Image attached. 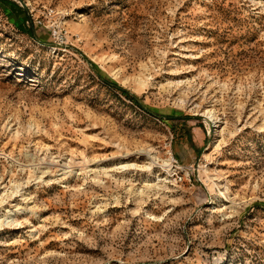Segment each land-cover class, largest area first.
<instances>
[{"label":"rangeland","instance_id":"rangeland-1","mask_svg":"<svg viewBox=\"0 0 264 264\" xmlns=\"http://www.w3.org/2000/svg\"><path fill=\"white\" fill-rule=\"evenodd\" d=\"M2 198L0 264H264V0H0Z\"/></svg>","mask_w":264,"mask_h":264},{"label":"trees","instance_id":"trees-1","mask_svg":"<svg viewBox=\"0 0 264 264\" xmlns=\"http://www.w3.org/2000/svg\"><path fill=\"white\" fill-rule=\"evenodd\" d=\"M112 86L115 87V88H118L117 86H114V85H112ZM118 89L122 90L121 88H118ZM122 93L125 96H127L128 98H130L131 100H133L134 102H137V98L132 96V95H130L126 90H122Z\"/></svg>","mask_w":264,"mask_h":264},{"label":"bare ground","instance_id":"bare-ground-1","mask_svg":"<svg viewBox=\"0 0 264 264\" xmlns=\"http://www.w3.org/2000/svg\"><path fill=\"white\" fill-rule=\"evenodd\" d=\"M209 117H210V119H213L214 118V114H212V112H207L206 113ZM166 164V163H165ZM168 164V163H167ZM166 164V165H167ZM5 202V200L2 198L1 200H0V205H2L3 203ZM8 212V211H7ZM9 213V212H8ZM8 218V217H7ZM1 221V220H0Z\"/></svg>","mask_w":264,"mask_h":264}]
</instances>
